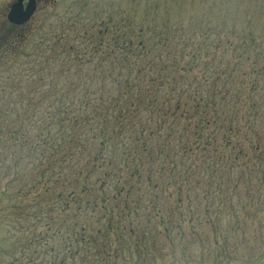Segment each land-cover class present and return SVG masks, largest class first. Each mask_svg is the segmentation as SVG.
<instances>
[{
	"label": "trees",
	"instance_id": "1",
	"mask_svg": "<svg viewBox=\"0 0 264 264\" xmlns=\"http://www.w3.org/2000/svg\"><path fill=\"white\" fill-rule=\"evenodd\" d=\"M106 27L59 37L0 103V151L14 162L21 153L31 183L8 184L3 197L48 202L58 214L44 218H70L82 238L93 223L111 235L134 218L161 226L184 206L208 217L264 206L261 38L190 49L147 43L143 28L109 37Z\"/></svg>",
	"mask_w": 264,
	"mask_h": 264
},
{
	"label": "rangeland",
	"instance_id": "2",
	"mask_svg": "<svg viewBox=\"0 0 264 264\" xmlns=\"http://www.w3.org/2000/svg\"><path fill=\"white\" fill-rule=\"evenodd\" d=\"M13 1L0 0L2 104L31 68L49 57L50 46L59 37H79L84 25L95 29L107 24L109 37L143 28L140 37L145 42L168 47L225 48L230 40L240 45L252 34L264 43V0H40L32 18L12 28L7 12ZM70 44L67 40L64 45L68 59ZM77 49L80 46L74 52ZM10 152L7 146L0 151V264H264V206L246 210L237 206L235 211L227 207L209 211V217L205 210L184 206L182 215L172 212L174 216L164 218L161 226L156 219L134 218L122 233L111 235L97 234L93 223L82 238L67 226L70 218H60L64 221L60 224L44 218L58 214L46 210L48 202H32L31 195L3 197L8 184L14 190L31 188V183L25 186L30 174L21 166V153L14 162ZM23 172V181H16ZM173 205L169 203L170 208ZM56 229L60 231L54 233ZM133 229L136 232L131 233Z\"/></svg>",
	"mask_w": 264,
	"mask_h": 264
},
{
	"label": "water",
	"instance_id": "3",
	"mask_svg": "<svg viewBox=\"0 0 264 264\" xmlns=\"http://www.w3.org/2000/svg\"><path fill=\"white\" fill-rule=\"evenodd\" d=\"M36 9L35 0H30L26 8H24L23 0L15 2L9 11L8 18L16 23H23L28 20Z\"/></svg>",
	"mask_w": 264,
	"mask_h": 264
},
{
	"label": "flooded vegetation",
	"instance_id": "4",
	"mask_svg": "<svg viewBox=\"0 0 264 264\" xmlns=\"http://www.w3.org/2000/svg\"><path fill=\"white\" fill-rule=\"evenodd\" d=\"M39 2H40V0H36L37 6H39ZM24 3L27 4V0H25ZM10 24H11L10 26L12 28H16V27L20 26V25H16V24H12V23H10ZM0 35H1V30H0Z\"/></svg>",
	"mask_w": 264,
	"mask_h": 264
}]
</instances>
